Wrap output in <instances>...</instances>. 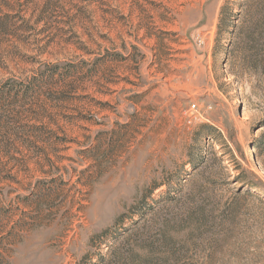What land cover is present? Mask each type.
Wrapping results in <instances>:
<instances>
[{
	"label": "rangeland",
	"instance_id": "rangeland-1",
	"mask_svg": "<svg viewBox=\"0 0 264 264\" xmlns=\"http://www.w3.org/2000/svg\"><path fill=\"white\" fill-rule=\"evenodd\" d=\"M262 4L0 0V264H264Z\"/></svg>",
	"mask_w": 264,
	"mask_h": 264
},
{
	"label": "trees",
	"instance_id": "trees-1",
	"mask_svg": "<svg viewBox=\"0 0 264 264\" xmlns=\"http://www.w3.org/2000/svg\"><path fill=\"white\" fill-rule=\"evenodd\" d=\"M259 10V12H258ZM231 12L223 7L220 10V16L216 27V34L221 37L227 34L229 37H235L233 42L227 44V57L230 54L231 49L239 47L242 43V49H245V55L242 60L246 69L257 74L264 72V0L261 8L254 11L246 12L244 18L240 24H235L230 17ZM240 42L239 40H241ZM233 73V72H231ZM27 92V91H26ZM3 90L0 89V95L3 94ZM217 137L222 143L224 140L220 133ZM240 156L243 158V154L239 151ZM201 162H204V158H200ZM239 179V177L237 178Z\"/></svg>",
	"mask_w": 264,
	"mask_h": 264
},
{
	"label": "built area",
	"instance_id": "built-area-1",
	"mask_svg": "<svg viewBox=\"0 0 264 264\" xmlns=\"http://www.w3.org/2000/svg\"><path fill=\"white\" fill-rule=\"evenodd\" d=\"M191 106H192V107H194V106H195V104H191Z\"/></svg>",
	"mask_w": 264,
	"mask_h": 264
}]
</instances>
